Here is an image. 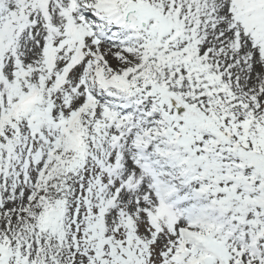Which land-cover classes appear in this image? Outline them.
Listing matches in <instances>:
<instances>
[{"label": "snow or ice", "instance_id": "snow-or-ice-1", "mask_svg": "<svg viewBox=\"0 0 264 264\" xmlns=\"http://www.w3.org/2000/svg\"><path fill=\"white\" fill-rule=\"evenodd\" d=\"M0 264H264V0H0Z\"/></svg>", "mask_w": 264, "mask_h": 264}]
</instances>
